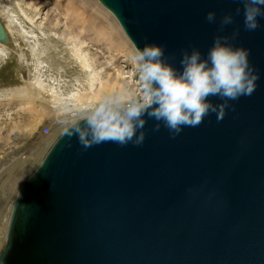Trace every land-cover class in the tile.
<instances>
[{
	"label": "water",
	"instance_id": "1",
	"mask_svg": "<svg viewBox=\"0 0 264 264\" xmlns=\"http://www.w3.org/2000/svg\"><path fill=\"white\" fill-rule=\"evenodd\" d=\"M134 48L176 55L213 43L237 0H98ZM217 23L209 24V11ZM224 33L251 49L260 73L251 96L172 138L144 126L143 144L86 151L63 132L14 199L0 264H264V19ZM6 39L0 21V41ZM214 102L219 100L213 98Z\"/></svg>",
	"mask_w": 264,
	"mask_h": 264
},
{
	"label": "clouds",
	"instance_id": "2",
	"mask_svg": "<svg viewBox=\"0 0 264 264\" xmlns=\"http://www.w3.org/2000/svg\"><path fill=\"white\" fill-rule=\"evenodd\" d=\"M237 3L234 12L219 18L217 34L206 54L196 46L190 51L182 49L177 65L176 55L166 54L164 43L146 42L133 49L130 62L138 73L139 88L106 92L92 104L76 109L61 121L68 137L66 146L72 147L73 137L85 151L109 141L139 146L146 138L144 126L149 119L155 122L153 131L164 127L175 138L185 127H196L212 114L219 122L230 108L234 110L233 101L251 96L260 80L250 61L251 49L235 43L239 28L230 35L222 33L241 13L245 31L260 28L264 0ZM205 19L216 24V12L209 11Z\"/></svg>",
	"mask_w": 264,
	"mask_h": 264
},
{
	"label": "rangeland",
	"instance_id": "3",
	"mask_svg": "<svg viewBox=\"0 0 264 264\" xmlns=\"http://www.w3.org/2000/svg\"><path fill=\"white\" fill-rule=\"evenodd\" d=\"M18 1L0 0V21L3 27H7L8 37V42L3 45H6L10 51L9 58H0V250L6 241L10 207L22 183L38 167L50 146L63 132L61 121L69 119L79 107V104L72 105L73 102L65 105L51 103L50 96L46 93L37 94L32 85L34 72L30 49L19 35L17 28L10 25L8 19L26 22L25 15L35 19L36 26L31 29L39 31L37 35L40 39L47 37L48 44L46 40L43 42L49 51L51 49L52 60L61 66L62 79L67 83L65 91L73 89V85H76L75 80L78 83L84 82L87 71L90 72L69 55L68 45L60 39L62 38L60 32L55 36L54 33L47 35L43 31H46L47 28L44 27L49 21L50 24L54 22L52 13L48 12L50 5H46L47 0ZM83 3L85 10H89L85 14L88 21L95 16L104 25L112 22L123 37L122 45L112 50H107L105 43H97L92 39L87 40L83 45L85 50L90 49L86 52L87 58L93 60L92 68L96 73L98 72L101 80L108 79L109 83L118 82L114 86L106 85L102 89V95L122 88L138 89L140 86L138 73L130 62V55L135 48L112 13L98 0H83ZM27 4H30L29 8L26 7ZM96 11L102 13L97 15ZM39 27L43 29L40 30ZM21 92L29 97L23 98ZM87 104L89 103H85Z\"/></svg>",
	"mask_w": 264,
	"mask_h": 264
},
{
	"label": "bare ground",
	"instance_id": "4",
	"mask_svg": "<svg viewBox=\"0 0 264 264\" xmlns=\"http://www.w3.org/2000/svg\"><path fill=\"white\" fill-rule=\"evenodd\" d=\"M16 2L19 1L16 0ZM29 5L30 4H27L26 7L29 8ZM46 5H50L49 10H47L48 12L50 11L52 13V18H54V22L50 24L51 21H49V24H46L47 26L44 27L47 28L46 31H43L47 35L54 33L55 36H57L58 32H60V35H62V38L60 39L64 40L66 45L69 46H67V52L69 53V55L72 56L75 62H77L85 70L87 69L90 72L88 73L87 71L86 80H83L84 82L78 83V81L75 80L76 85H73V89L65 91V85H67V83H65V81H63L62 79L60 73L61 66L59 65V63L55 62V60H52L50 56V53L52 51L50 49V52L46 44L43 42L44 40H46L48 44L49 41L47 37L45 39H40L37 35L39 31L37 29H31V27L36 26L35 19L26 15V22H18L15 19H13L15 20L13 21L11 18H9L8 21L10 25L17 28L19 35L22 39L25 40L30 49L29 52L31 57V65L33 66L32 70L34 72L32 85L33 87H35L37 94L46 93L47 95H49V100L51 103L65 105L67 103L70 104V102H73V104L71 103L72 105L79 104V107H77V109L83 106H88L100 98V96L102 95V89H104L106 85L114 86L118 82L113 81L109 83L108 79H106L105 81L101 80L98 72L96 73L95 70L92 68L93 60L87 58L86 52H88L90 49L85 50L83 45L86 43L87 40L92 39L97 43H105L108 47L107 50H112L122 45L123 37L121 36L117 26L112 22L107 25H104L95 16H93L94 18H89L91 21H88V19H86L87 17L85 16V14L89 10H85V4L83 3V0H47ZM37 12H39V9L37 10ZM96 12L97 15L102 13L100 11ZM37 14L38 13H36V15ZM6 28L4 27L6 39L0 41L1 59L9 58L10 53L8 47L6 45H3V43L8 42ZM39 28L40 30L43 29V27ZM19 58H22V56H19ZM55 73L58 74L55 75ZM21 94L23 98L27 99L29 97L26 96L23 92H21ZM87 102L89 104L85 105V103ZM13 202L10 207V212ZM8 222L9 218L7 221V226ZM2 249L0 250V253Z\"/></svg>",
	"mask_w": 264,
	"mask_h": 264
}]
</instances>
